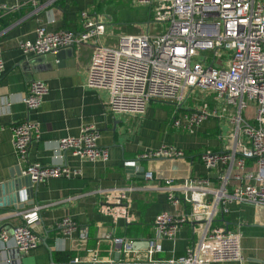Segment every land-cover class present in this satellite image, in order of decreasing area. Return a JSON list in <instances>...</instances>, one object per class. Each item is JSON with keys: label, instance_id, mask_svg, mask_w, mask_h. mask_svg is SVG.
<instances>
[{"label": "built area", "instance_id": "2783aa9c", "mask_svg": "<svg viewBox=\"0 0 264 264\" xmlns=\"http://www.w3.org/2000/svg\"><path fill=\"white\" fill-rule=\"evenodd\" d=\"M58 0H29L36 16ZM149 6L152 22L146 32L125 35L118 47L107 46V20L83 12V31L36 30L34 41L20 45L25 56L57 54L61 50L91 44L94 47L87 86L108 94V111L112 115H145L152 102L173 107V129L195 135L209 121L219 126L220 152L206 150L200 161L207 170L201 177L189 176L181 181L167 179L156 189L164 193L175 213L163 212L154 222L155 237L146 250H135L132 243L114 241L122 264H242V228L217 226L218 218L228 216L233 206L264 209V0H132ZM1 10H9L5 5ZM151 24H153L151 26ZM157 25H162L159 32ZM5 64L0 53V78ZM49 93L41 81L31 84L23 103L28 112H37ZM192 102L193 105L189 103ZM12 143L21 165L22 176L32 186L49 179H72L81 175L66 165L42 166L30 163L28 155L34 141L41 139L40 124L26 120L11 127ZM101 133L84 126L77 137L58 143L56 157L71 153L82 162L106 163L107 148L100 146ZM55 157V158H56ZM142 160L184 161L186 154L173 145L149 149ZM148 173L146 179H152ZM131 186L99 189L104 197L100 210L114 222L132 223ZM49 205H37L21 214L22 223L11 231L0 218V241L11 242L21 255L36 250L42 239L37 233L41 212ZM186 225L193 227L196 244L183 257L168 260L159 257L162 242L174 241ZM64 235L75 232L77 224L70 217L59 223ZM88 232L81 231L87 243ZM99 251L87 248L84 259L74 263L98 264ZM109 262H114L111 258Z\"/></svg>", "mask_w": 264, "mask_h": 264}, {"label": "crops", "instance_id": "0c3cea01", "mask_svg": "<svg viewBox=\"0 0 264 264\" xmlns=\"http://www.w3.org/2000/svg\"><path fill=\"white\" fill-rule=\"evenodd\" d=\"M28 1L0 0V6L9 8L7 11L0 9V53L5 64L0 78V218L4 219V227L11 231L22 223V213L37 205L49 206L41 212L42 223L37 228L42 244L29 254L21 255L13 249L11 242L0 241V264H67L56 260L60 253H71L73 259L69 264H76L74 259H84L87 248L99 251L101 262L98 264H122L116 259L114 241L149 242L154 239L156 217L163 212L177 211L170 206L166 195L156 188L167 179L181 181L189 176L207 175L200 154L206 150L221 151L219 123L206 122L195 135L179 132L171 126L173 107L161 102L150 103L142 116L112 115L108 111V94L87 86L94 52L91 44L43 56L27 57L20 49L23 42L35 40L39 26L50 31L82 32L81 14L85 11L92 17L107 20L103 42L114 47L125 36L114 24L119 16L127 13L140 21V9L129 12L121 5L132 0H58L37 16ZM133 7L140 8L135 4ZM35 81L44 82L49 93L37 112H28L23 97ZM28 119L38 122L41 130V139L30 147L28 161L42 166L64 164L80 171V176L49 179L38 186H18L17 182L24 178V166L15 153L11 127ZM84 126H93L101 133L99 144L109 150L108 162H82L69 152L63 153L62 158L56 157L59 141L77 137ZM162 145L183 150L185 160L140 158L145 151ZM148 173L153 174L152 179H146ZM115 186L136 189L131 194L133 221L130 224L125 220L114 222L100 210L105 199L95 192ZM30 189L32 193L23 198L22 193ZM65 217L72 218L78 227L68 236L59 226ZM238 221L245 224L242 228V264H262L264 209L233 206L231 214L218 218L215 224L234 231ZM82 230L88 232L87 243L81 241ZM196 241L193 227L186 225L174 241L162 242L159 257L165 260L183 257ZM111 258L112 263L109 262Z\"/></svg>", "mask_w": 264, "mask_h": 264}, {"label": "rangeland", "instance_id": "374dc122", "mask_svg": "<svg viewBox=\"0 0 264 264\" xmlns=\"http://www.w3.org/2000/svg\"><path fill=\"white\" fill-rule=\"evenodd\" d=\"M121 5L124 8H126L127 11H129V12L138 11V9H140V21L131 18L130 15H126L127 13H125V14L120 15L119 18L117 19V21L114 23L115 25H117V28H119L121 30V32L123 33L122 35H132V34L146 32L147 27H148L147 23L150 21L152 22L150 7L149 6H140V8L133 7L134 4H132V1H130V2L125 1ZM152 25L153 24H151V26ZM157 27H158L159 32H161L163 29V26L157 25ZM114 47H118V44L117 45L115 44ZM189 104L193 105L192 102H190ZM226 124H227V119H225L221 123V126H219L221 131L223 130L222 126L225 127Z\"/></svg>", "mask_w": 264, "mask_h": 264}, {"label": "water", "instance_id": "95a60500", "mask_svg": "<svg viewBox=\"0 0 264 264\" xmlns=\"http://www.w3.org/2000/svg\"><path fill=\"white\" fill-rule=\"evenodd\" d=\"M147 24H148V23H147ZM17 184H18V186L21 188L22 185H26V184H28V186L31 185V182H30V179H29V178H23L22 180L18 181ZM8 186H9V185H7V187H8ZM14 187H15L17 190L20 189V188L17 187L16 185H14ZM4 188H6V187H4ZM28 193L31 194V193H32V190L30 189V190L26 191V193H22V197L24 198V197H25L24 195L27 196ZM149 245H150V243L147 242V241H135V242L132 243V248L135 249V250H146V249L149 248ZM119 258H120V255L117 253V254H116V259L118 260ZM262 264H264V260L262 261Z\"/></svg>", "mask_w": 264, "mask_h": 264}, {"label": "trees", "instance_id": "16d2710c", "mask_svg": "<svg viewBox=\"0 0 264 264\" xmlns=\"http://www.w3.org/2000/svg\"><path fill=\"white\" fill-rule=\"evenodd\" d=\"M72 259H73V256L71 255V253H60L58 255V258L56 257L57 261H61L67 264H69L72 261Z\"/></svg>", "mask_w": 264, "mask_h": 264}]
</instances>
